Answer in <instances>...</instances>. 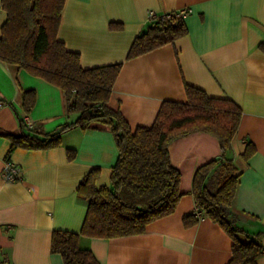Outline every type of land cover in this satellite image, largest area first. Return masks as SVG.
<instances>
[{
  "label": "crops",
  "instance_id": "1",
  "mask_svg": "<svg viewBox=\"0 0 264 264\" xmlns=\"http://www.w3.org/2000/svg\"><path fill=\"white\" fill-rule=\"evenodd\" d=\"M187 9V33L174 43L127 59L129 48L157 15ZM6 20L0 0V29ZM120 24V28L112 27ZM58 39L80 55L83 68L122 63L109 104L132 128L150 126L164 100L185 101L184 83L209 96L228 98L242 109L232 143L241 172L233 210L237 224L264 233V0H65ZM35 92L29 113L24 91ZM66 112L62 90L16 64L0 60V264H64L50 251L54 230L80 232L87 203L77 194L86 173L99 168L96 187L110 185L118 150L108 126L92 124L64 132L49 148L11 149L24 133L43 136L76 120ZM27 118L32 127L23 122ZM255 152L242 158L247 143ZM68 149H74L72 158ZM181 174L175 211L151 222L141 234L114 238L81 236L97 264H226L232 239L204 217L185 226L196 208V169L221 153L211 134L194 132L168 146ZM6 161L19 167L16 180L3 178ZM264 245V234L261 237ZM257 264H264V255Z\"/></svg>",
  "mask_w": 264,
  "mask_h": 264
},
{
  "label": "trees",
  "instance_id": "2",
  "mask_svg": "<svg viewBox=\"0 0 264 264\" xmlns=\"http://www.w3.org/2000/svg\"><path fill=\"white\" fill-rule=\"evenodd\" d=\"M64 1L1 0L6 20L0 29V60L59 87L66 112L78 114L75 121L42 137L24 132L13 137L11 149L53 147L68 130L104 124L118 150L109 186L96 187L99 168L91 169L81 179L77 194L87 203L81 230H54L50 251L59 253L64 264H97L91 251L80 247L81 236L114 238L141 234L151 222L172 214L182 196L181 174L170 161L168 146L176 138L204 132L218 140L221 153L194 173L192 196L196 209L232 239L231 258L226 264H257L264 255V233H250L240 227L233 210L241 174L232 157V143L243 114L240 106L184 83L185 101L164 100L150 126L132 128L120 108L109 104L122 63L83 68L80 55L58 39ZM112 27L120 28V24ZM186 33L183 17L177 16L176 11L159 15L135 37L127 59L174 43ZM34 103L35 92L24 91L22 104L26 113ZM254 152L255 147L249 142L242 158L247 161ZM74 153V149H68L70 158ZM198 221L194 213L183 218L185 226Z\"/></svg>",
  "mask_w": 264,
  "mask_h": 264
},
{
  "label": "built area",
  "instance_id": "3",
  "mask_svg": "<svg viewBox=\"0 0 264 264\" xmlns=\"http://www.w3.org/2000/svg\"><path fill=\"white\" fill-rule=\"evenodd\" d=\"M177 12V16L183 17L185 14H187L188 10L187 9H182L180 11H176ZM159 15L150 12L149 13V20H153L156 19ZM23 122L28 125L29 127H32L31 123L28 121V119L25 117L23 119ZM2 175L3 178L6 180H16L19 179L21 176V171L19 169V167L13 165L11 162L6 161L4 164V167L2 169ZM195 214V216L199 219L203 218L201 217V214L198 212V210L195 208L194 211L192 212Z\"/></svg>",
  "mask_w": 264,
  "mask_h": 264
}]
</instances>
